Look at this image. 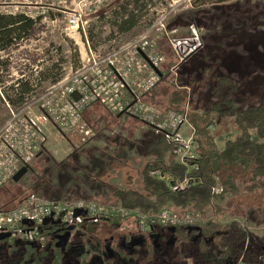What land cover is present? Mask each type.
<instances>
[{
    "label": "rangeland",
    "instance_id": "rangeland-1",
    "mask_svg": "<svg viewBox=\"0 0 264 264\" xmlns=\"http://www.w3.org/2000/svg\"><path fill=\"white\" fill-rule=\"evenodd\" d=\"M57 2L0 0V11L4 14L38 15L27 39L17 41L0 53V127L8 118L7 96L15 98L10 87H16L18 81L29 82L31 91L24 102L31 101L78 68L87 45L95 51L107 52L132 40L155 19L159 11L170 10L173 5L167 28L176 29V37L186 38L190 35L189 28L195 26L189 25L190 22H196L200 37L198 48L200 45L202 48L192 51L193 54L189 52L177 64L167 43H159L160 52L167 59L162 70L169 73L171 84L168 87L163 82L152 93L156 95L153 99L158 106L167 105V90H178L185 93L178 110L188 104L190 112H200L212 100L213 89L221 75H230L238 83L236 105L239 108L257 105L264 95V0H116L98 13L84 17L78 29L67 24L72 7L59 8ZM51 4L55 7L49 8ZM41 12L44 15H39ZM130 13L136 16V25L131 31L122 33L119 31L121 20ZM175 65L178 66L171 71ZM57 78L59 80L54 82ZM11 107L17 109V106ZM85 119L92 126L93 137L81 143L78 138L66 137V140L54 133L47 149L33 161L27 174L19 182H9L0 189V210L17 208L20 206L17 203L29 196L71 203L78 199L77 196H88L92 189L90 185L94 183L100 189L103 185L113 190L142 189L140 174L149 158L146 147L158 138L154 130L145 128L133 118H111L98 105L85 112ZM212 133L220 149L225 139H232L235 135L228 119L219 121ZM95 172L98 176L93 175ZM239 188H242L240 184ZM101 192L96 199L117 203L113 192ZM249 196L241 191L236 198L228 197L227 202L218 203L225 215L215 217L209 209L208 220L220 224L238 222L254 236L263 239L264 212L256 210V203ZM166 208L177 215L171 206ZM178 220L186 224L184 228L191 230L203 225L192 212L184 220ZM121 227L125 233L129 232L127 225L116 226L100 221L94 225L80 224L75 229H87L92 243L103 244L111 236L120 239ZM172 252L171 264H204L194 241L181 247L184 258L176 256L179 253L177 248ZM165 261L169 263V260ZM118 262L125 263L122 259ZM152 262L163 263L158 260Z\"/></svg>",
    "mask_w": 264,
    "mask_h": 264
},
{
    "label": "built area",
    "instance_id": "built-area-1",
    "mask_svg": "<svg viewBox=\"0 0 264 264\" xmlns=\"http://www.w3.org/2000/svg\"><path fill=\"white\" fill-rule=\"evenodd\" d=\"M116 0H58L56 6L70 5L67 24L79 28L84 17L98 13ZM55 7L51 4L49 8ZM174 11L161 10L155 19L132 40L101 53L87 45L85 56L78 68L66 78L48 87L39 97L26 101L20 108H8V118L0 127V189L12 182L15 174L29 167L45 152L54 133L60 137H75L83 143L93 136L91 126L84 120V112L98 105L113 118L129 117L138 120L146 128L163 135L175 147L176 161L186 165L196 158L194 129L189 123V105L181 110L162 109L147 103L146 98L156 90L166 56L160 52L159 43H167L177 64L199 44V28L191 26L186 38L175 36L176 29L169 30V15ZM16 15L17 13H2ZM26 18L36 23L38 15ZM44 15V12L39 13ZM175 65L171 71H174ZM76 93L78 99L72 98ZM61 134V135H60ZM153 177L168 184L169 176L154 173ZM188 185L185 178L173 189L183 190ZM215 193L219 189H215ZM81 211L76 216L75 212ZM187 215L181 220H184ZM60 220L68 228L80 225L85 219L92 222L105 219L124 218L135 221L141 231L156 226H184L170 209L158 215H142L137 211L122 209L117 205H103L90 200L71 203L51 201L39 196H29L20 206L9 211H0V235L8 234L17 242L43 244L48 227L44 221ZM199 218V217H198ZM60 224V225H61Z\"/></svg>",
    "mask_w": 264,
    "mask_h": 264
},
{
    "label": "trees",
    "instance_id": "trees-1",
    "mask_svg": "<svg viewBox=\"0 0 264 264\" xmlns=\"http://www.w3.org/2000/svg\"><path fill=\"white\" fill-rule=\"evenodd\" d=\"M186 14L192 15L191 12ZM190 23L189 25H197L196 22ZM34 24V21L21 14H0V53L14 46L17 41L27 39ZM135 25L136 16L130 13L122 18L119 31L129 32ZM200 47L202 48L201 45ZM201 48L197 46L193 51L197 52ZM159 74L161 77L159 84L164 82L169 87L171 84L169 73L161 69ZM57 80L59 79H55L54 82ZM10 90L15 93V98L7 96V101L11 106L20 108L31 88L29 82L20 80L16 87L11 86ZM167 92L169 99L165 107L155 103L153 98L156 95L152 94L154 92L148 96L152 99L148 100L147 97L145 101L162 109L178 110L184 102L185 93L178 90L172 92L167 90ZM238 94V83L230 75H221L217 78L212 100L208 102L206 108L200 112L195 110L189 112V123L194 129L196 158L189 159L186 165L180 164L176 161L175 147L159 134L158 138L148 143L146 147L149 161L140 174L142 189L140 191L112 189L113 197L125 210L137 211L142 215H158L167 206H171L179 218L185 217L189 212L196 214L203 225L192 230L182 226L174 228L175 231L177 230L175 232L177 244L183 247L194 241L201 258H204V264H264L262 260L264 238L254 236L238 222L220 224L215 220H208L207 217L209 209L215 217L224 216L225 211L218 206V203L227 202L228 197L240 196L241 191L250 195L249 197L256 203L258 208L256 210L264 212V203H262L264 202V95L257 105L239 108L236 105ZM85 112L83 118L87 122ZM224 119H228L235 135L232 139H225L220 149L212 131L219 121ZM66 137L64 136L65 139ZM28 168L30 169V166ZM154 173L169 176L171 180L167 184L154 178ZM185 178L188 179V185L183 190L173 189ZM215 189H219V192L215 193ZM82 224L94 225L96 222L89 221ZM107 224H121V218L109 219ZM56 229L57 227H48L47 238L42 245L14 242L11 249L0 250V262L84 264L92 262L90 253L94 252L99 254V257L94 256L93 263L107 262L104 261L102 250L106 242L92 243L91 234L87 229L81 231L74 229L72 238L75 242L67 248L55 246ZM88 246L92 247L88 249ZM11 255H16V258L11 260ZM178 257L184 258L181 252Z\"/></svg>",
    "mask_w": 264,
    "mask_h": 264
},
{
    "label": "flooded vegetation",
    "instance_id": "flooded-vegetation-1",
    "mask_svg": "<svg viewBox=\"0 0 264 264\" xmlns=\"http://www.w3.org/2000/svg\"><path fill=\"white\" fill-rule=\"evenodd\" d=\"M108 221H102V223H108ZM121 224H112L116 226L127 225L129 232L124 231L121 227V238L117 239L115 236H111L110 239L105 240L106 245L102 248L104 252V261L103 263H93L95 257H99V254L90 253V258H92L91 263L84 264H121L119 259L123 260L124 264H156V262H152L153 260H158V262H163L161 264H171V255L173 249H178L179 253L176 254L178 256L180 254V249L182 245L177 244V237L174 227L171 226H156L149 231H141L134 220L132 219H122ZM69 228V227H68ZM68 228L64 227L62 224L57 226L56 233L54 234V239L56 243L58 242V237L64 236L68 234ZM182 228H184L182 226ZM75 228L70 233V238L67 245L63 248H67L68 245L73 244L75 239L72 238V234L74 233ZM1 236V235H0ZM50 240V237H49ZM14 241L10 237L7 239H0V250L3 249H11L14 245ZM101 244V242H98ZM98 250L100 249L97 248ZM98 253V251H97ZM96 254V255H95ZM1 255V254H0ZM157 257H159L157 259ZM16 255H11L10 259L14 260ZM97 260V258H96ZM165 260H169V263ZM157 262V263H158ZM3 264V262H0ZM22 264V263H20ZM30 264V263H23Z\"/></svg>",
    "mask_w": 264,
    "mask_h": 264
},
{
    "label": "water",
    "instance_id": "water-1",
    "mask_svg": "<svg viewBox=\"0 0 264 264\" xmlns=\"http://www.w3.org/2000/svg\"><path fill=\"white\" fill-rule=\"evenodd\" d=\"M193 54V52L191 53ZM72 98L77 100L78 99V95L76 93L72 94ZM29 168L28 167H23L21 168L16 174L15 176L13 177L12 179V182L13 183H17L19 182L28 172ZM75 215L76 216H79L81 215V211L80 210H77L75 212ZM89 221H93V219H85L84 222H89ZM103 221H108V219H105ZM48 224H52L54 226H58L61 224V221L60 220H53V218H49L47 220L44 221V225H48ZM69 232H71L73 230V227H69L67 229ZM68 232V234L64 235V236H60L58 237V242L56 243V247H65L69 241V238H70V233ZM9 238V235L8 234H4V235H1L0 236V239H7Z\"/></svg>",
    "mask_w": 264,
    "mask_h": 264
},
{
    "label": "crops",
    "instance_id": "crops-1",
    "mask_svg": "<svg viewBox=\"0 0 264 264\" xmlns=\"http://www.w3.org/2000/svg\"><path fill=\"white\" fill-rule=\"evenodd\" d=\"M115 119H120V118H115ZM122 120L124 119V118H121ZM146 128V127H145ZM155 132V131H154ZM155 134H157V132H155ZM158 136H159V134H157ZM43 155V153L42 154H40L39 156H38V158L40 157V156H42ZM146 161H149V158H147L146 159ZM94 176L96 175V176H98V173L97 172H95L94 174H93ZM93 180V179H92ZM97 185L98 184H92V185H90L91 186V192L89 193V194H87L88 196H86V195H83V196H77L78 197V199L77 200H90V201H94V202H97V203H100V204H103V205H117L118 203H115V202H110V203H105V202H101V201H99L98 199H96V198H99L100 196H101V194L99 193V191H102L101 193L102 194H105V191H107V192H113L112 191V188H110V187H106V186H102V189H100L101 187L100 186H98L97 187ZM99 190V191H98ZM90 194H92V196L90 195ZM99 194V195H98ZM89 197H92V198H89ZM95 198V199H94Z\"/></svg>",
    "mask_w": 264,
    "mask_h": 264
}]
</instances>
